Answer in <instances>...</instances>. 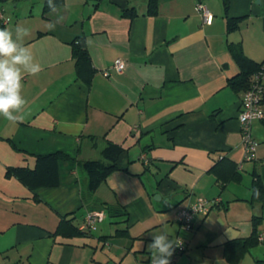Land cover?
<instances>
[{
    "label": "crops",
    "instance_id": "obj_1",
    "mask_svg": "<svg viewBox=\"0 0 264 264\" xmlns=\"http://www.w3.org/2000/svg\"><path fill=\"white\" fill-rule=\"evenodd\" d=\"M45 1H0L9 17L0 28H27L17 43L41 66L24 75L26 104L13 113L17 120L0 115V262L105 264L106 242L120 237L121 262L135 264L151 260L152 233L165 232L185 240L176 264H232L227 241L249 237L254 216L264 233V200L252 187L256 177L264 185V119L252 123L258 145L247 159L238 119L243 90L228 85L240 72L231 47L253 65L264 61V0H229L226 10L223 0H157L153 15L147 0H63L44 11ZM197 3L212 14L210 24ZM80 38L93 69L89 85L75 70L72 43ZM116 58L126 62L120 73L112 68ZM111 143L122 149L119 169L90 193L79 162L102 160ZM57 151L76 160L55 163L54 185L30 189L6 176L9 167L52 164L38 157ZM230 163L239 178L222 183L216 171L223 174ZM196 197L221 201L195 216L191 230L176 227L177 209ZM103 208L126 215L103 232L112 218L106 210L89 236L60 227L65 215L78 225ZM118 229L125 232L115 235ZM237 264H264V242Z\"/></svg>",
    "mask_w": 264,
    "mask_h": 264
},
{
    "label": "trees",
    "instance_id": "obj_2",
    "mask_svg": "<svg viewBox=\"0 0 264 264\" xmlns=\"http://www.w3.org/2000/svg\"><path fill=\"white\" fill-rule=\"evenodd\" d=\"M63 0H51V7L49 6V0H46L44 3V11H49L50 9L56 8L58 5L62 4ZM229 0H223L225 10L227 9ZM157 11V0H147V13L149 15L155 14ZM125 14H128L129 16H133L135 12L133 10H126L124 12ZM235 25V19H228L227 20V28L233 29ZM232 55L234 56L235 60L238 62L240 66V72L230 78L228 80V85L232 87L235 90H245L249 86L250 77L253 73H255L261 64L259 65H253L239 49H236L235 47H231ZM72 52L73 57L75 60V70L76 75L78 78L83 80L87 85H89L91 76L93 74V69L90 65L89 56L86 51V46L83 40L80 38V40H76L72 43ZM122 149L120 146L116 144H109L102 152L103 159L102 160H86L79 162L80 167L82 170L87 174V190L90 193L96 192V190L99 188V186L106 180L108 174L116 169H119V166L117 164V157L121 153ZM45 158L47 161L52 162V164H36L34 169L29 168H22V167H9L6 170V176H15L17 177L22 183L26 184L28 188L33 189L37 185L40 184H48V185H54L50 182L52 178L55 175V168H56V162L58 161H75L76 159L74 157H71L67 153L57 151L52 154H48L45 156H39L40 158ZM225 161L224 156H222L219 160V163ZM218 163V164H219ZM218 172L216 171V174L218 176V180L222 181V183H225L229 180H237L239 178L238 172L236 170V166L230 165L226 166L225 172L222 171ZM253 187V193L254 189H259L260 195L259 197H256L255 194L254 198L258 200H264V185L260 182L259 178L256 177L253 180L252 183ZM104 211L110 217H119L126 215V212L121 209H112V208H106V210L103 208ZM261 221V217H255L252 218V225L253 229L251 232V235L244 239H233L230 241H227L224 244V254L228 259H230V262L232 264H237L244 253L248 251L252 246L260 243L257 239L258 232L256 230L257 223ZM64 223V224H62ZM115 223V222H112ZM68 224L70 228V235H83V236H89L90 234H86L83 232H80L78 230V225L72 223V218H68L66 215L62 217L60 221V227L61 225ZM125 230H116V234L124 233ZM68 235V234H66Z\"/></svg>",
    "mask_w": 264,
    "mask_h": 264
},
{
    "label": "built area",
    "instance_id": "obj_3",
    "mask_svg": "<svg viewBox=\"0 0 264 264\" xmlns=\"http://www.w3.org/2000/svg\"><path fill=\"white\" fill-rule=\"evenodd\" d=\"M196 10L200 13L204 23L210 24L212 14L208 8L202 4H196ZM9 17L0 9V25L8 23ZM126 67V62L122 58H116L112 64L115 72L120 73ZM106 76L109 72H104ZM262 101H264V61H262L259 69L250 77L249 86L242 92L240 99V133L242 138V145L247 159H254V152L258 145V141L252 136V123L255 120L264 119V109H262ZM219 198H188L186 203L177 209L176 222L184 230L192 229V222L195 216L199 214H207L215 206L220 203ZM105 211L103 209H95L88 211L82 221L78 224V230L86 234H92L97 231L99 225L103 222ZM259 242H264V233H259L257 236ZM175 251L170 258V264H176V253L182 252L185 245L181 238L177 239ZM0 264H2L0 262ZM137 264H151V260H141Z\"/></svg>",
    "mask_w": 264,
    "mask_h": 264
},
{
    "label": "clouds",
    "instance_id": "obj_4",
    "mask_svg": "<svg viewBox=\"0 0 264 264\" xmlns=\"http://www.w3.org/2000/svg\"><path fill=\"white\" fill-rule=\"evenodd\" d=\"M49 6L51 7V0ZM14 32L16 40L13 39ZM14 32L8 28H0V115L13 122L17 120L13 113L26 104L21 95L24 75H36L41 71V66L33 62L28 48L17 43V40L29 34V30L17 25ZM254 194L259 197V189H254ZM152 237L153 242L147 246L151 264H170L176 241L170 240L165 232H154Z\"/></svg>",
    "mask_w": 264,
    "mask_h": 264
},
{
    "label": "rangeland",
    "instance_id": "obj_5",
    "mask_svg": "<svg viewBox=\"0 0 264 264\" xmlns=\"http://www.w3.org/2000/svg\"><path fill=\"white\" fill-rule=\"evenodd\" d=\"M10 1L4 2L3 4H7ZM114 221V218H108L104 223H103V229L105 232L106 229L107 230H111L112 229V224L111 222ZM176 227L179 225L177 222L173 223ZM180 226V225H179ZM98 233V232H97ZM99 234V233H98ZM96 234V235H98ZM184 242L185 240L183 239L182 236H179ZM178 236L174 237L173 240H175L177 242ZM126 239L124 238H120V237H111L109 239V241L106 242L104 248H103V253L106 255V262L105 264H129L128 260H125L123 262H121L120 257V249L121 248V244L122 242H125ZM261 245V244H260ZM119 247V248H118ZM181 252L176 253V259H178L179 255ZM138 262L136 261L135 264H137Z\"/></svg>",
    "mask_w": 264,
    "mask_h": 264
},
{
    "label": "water",
    "instance_id": "obj_6",
    "mask_svg": "<svg viewBox=\"0 0 264 264\" xmlns=\"http://www.w3.org/2000/svg\"><path fill=\"white\" fill-rule=\"evenodd\" d=\"M1 1V0H0Z\"/></svg>",
    "mask_w": 264,
    "mask_h": 264
}]
</instances>
